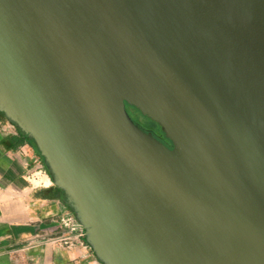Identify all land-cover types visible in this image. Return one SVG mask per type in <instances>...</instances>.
<instances>
[{
	"label": "water",
	"instance_id": "1",
	"mask_svg": "<svg viewBox=\"0 0 264 264\" xmlns=\"http://www.w3.org/2000/svg\"><path fill=\"white\" fill-rule=\"evenodd\" d=\"M0 113L101 264H264V0H0Z\"/></svg>",
	"mask_w": 264,
	"mask_h": 264
},
{
	"label": "crops",
	"instance_id": "2",
	"mask_svg": "<svg viewBox=\"0 0 264 264\" xmlns=\"http://www.w3.org/2000/svg\"><path fill=\"white\" fill-rule=\"evenodd\" d=\"M68 212L36 148L0 119V264H101L84 237L52 242Z\"/></svg>",
	"mask_w": 264,
	"mask_h": 264
},
{
	"label": "built area",
	"instance_id": "3",
	"mask_svg": "<svg viewBox=\"0 0 264 264\" xmlns=\"http://www.w3.org/2000/svg\"><path fill=\"white\" fill-rule=\"evenodd\" d=\"M84 237V229L71 212L66 213L60 221V234L52 242L66 248L73 247Z\"/></svg>",
	"mask_w": 264,
	"mask_h": 264
},
{
	"label": "flooded vegetation",
	"instance_id": "4",
	"mask_svg": "<svg viewBox=\"0 0 264 264\" xmlns=\"http://www.w3.org/2000/svg\"><path fill=\"white\" fill-rule=\"evenodd\" d=\"M128 112L138 125H140L146 130L152 131L157 137L163 139V135L161 134L157 125L154 122L142 116L138 111L133 108H128Z\"/></svg>",
	"mask_w": 264,
	"mask_h": 264
},
{
	"label": "rangeland",
	"instance_id": "5",
	"mask_svg": "<svg viewBox=\"0 0 264 264\" xmlns=\"http://www.w3.org/2000/svg\"><path fill=\"white\" fill-rule=\"evenodd\" d=\"M2 114V113H1ZM3 115V114H2ZM0 115V119H2V120H4L5 122H8V123H11V122H9L7 119H6V117L3 115ZM12 124V123H11ZM13 125V124H12ZM14 127H15V125H13ZM16 128V127H15ZM17 129V128H16ZM18 130V129H17ZM19 132V131H18ZM20 133V132H19ZM21 134V133H20ZM22 135V134H21ZM23 136V135H22ZM23 137H25V136H23ZM28 141H31V140H29L27 137H25ZM32 142V141H31ZM34 145V144H33ZM43 159V158H42ZM72 213V212H71Z\"/></svg>",
	"mask_w": 264,
	"mask_h": 264
},
{
	"label": "trees",
	"instance_id": "6",
	"mask_svg": "<svg viewBox=\"0 0 264 264\" xmlns=\"http://www.w3.org/2000/svg\"><path fill=\"white\" fill-rule=\"evenodd\" d=\"M0 115H2L1 113H0ZM3 116V115H2ZM32 145H33V142H31V141H29ZM34 146V145H33ZM35 147V146H34Z\"/></svg>",
	"mask_w": 264,
	"mask_h": 264
}]
</instances>
